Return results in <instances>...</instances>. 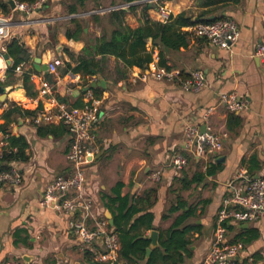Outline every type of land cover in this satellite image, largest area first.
I'll use <instances>...</instances> for the list:
<instances>
[{"label":"crops","instance_id":"crops-1","mask_svg":"<svg viewBox=\"0 0 264 264\" xmlns=\"http://www.w3.org/2000/svg\"><path fill=\"white\" fill-rule=\"evenodd\" d=\"M70 4L69 0H45L29 14L10 9L13 38L24 44L30 61L21 63L12 75L6 76L7 64L2 54L10 40L0 42V80L6 82V96L0 101V123L12 104L30 111L77 106L82 102L86 90L82 85L88 77L65 71V66L73 68L79 61L94 57L100 62V73L88 81L96 83L90 88L96 89L94 95L100 99L102 118L93 131L95 152L86 165L83 190L92 201L94 217L106 220L111 226L107 225L109 232L119 220L124 231L130 229L129 236L141 235L149 244L150 231L155 230L159 247L169 236L167 230L190 210L180 224V228H192L185 236L186 250L176 254L181 258L177 264H201L213 239L217 211L226 197L240 192L237 177L244 174L264 179V55H255L257 45H264V0H87L77 13L69 12ZM146 4L147 14L154 21L163 22V9L169 16L186 12L196 20L228 18L237 24L239 38L227 48L197 37L191 39L185 50L165 52L166 64L171 69L185 73L201 70L205 87L184 90L173 82L151 77L148 70L160 65L158 48L152 47L150 41L147 48L153 51V61L146 69L125 68L114 55H92L91 45L113 28L106 19L108 12L123 10L122 23L135 28L143 25L142 8ZM96 14L99 22L91 18ZM78 23L83 29L80 32L76 31ZM67 32L76 37H68ZM87 44L90 54L85 51ZM36 58L41 64L56 60L59 65L55 73L47 72L54 79V88L46 96L39 93L46 73L31 72L37 95L29 97L22 87V76L33 69ZM223 94H235L244 102V108L235 112L240 117L238 124H228L230 112L220 102ZM207 110L208 126L223 135L222 149L214 156L198 157L185 150L186 126L200 124ZM53 125L57 128L54 135L46 136L37 134L29 116H15L9 125L11 135L26 140L28 159L10 163L18 168L22 182L19 186L6 185L0 193V264L11 260L23 264H89L80 249L82 245L69 228L70 214L39 204L51 178L72 171L66 158L71 135L64 125ZM175 152L194 158L180 172L169 166ZM154 172H160L158 181L150 178ZM197 172L203 175L201 181L195 180ZM150 188L156 191L154 202L146 209L152 214L153 227L130 228L145 207L138 205L139 211L123 219L127 210L121 213L122 202L113 199H128L130 205ZM174 208L178 209L164 218ZM76 217L82 218V214L79 212ZM86 222L92 225V220ZM230 224L237 229L257 231L258 237L243 249L239 259L257 253L260 259L255 264H264V218ZM235 233L238 232L226 230L227 240ZM83 247L97 252V261L126 264L118 257V249L107 259H100L106 252L104 245L93 242Z\"/></svg>","mask_w":264,"mask_h":264},{"label":"built area","instance_id":"built-area-1","mask_svg":"<svg viewBox=\"0 0 264 264\" xmlns=\"http://www.w3.org/2000/svg\"><path fill=\"white\" fill-rule=\"evenodd\" d=\"M45 0H37L35 3H17L13 10L26 14L40 8ZM13 11L4 13L0 10V42H8L13 38L10 29ZM161 19L166 22L169 15L163 9L160 10ZM192 35L207 39L211 44L219 48H227L239 38V27L228 18H219L211 23H199L187 27ZM4 51V48H2ZM255 55H264V45L259 44L255 49ZM58 61L48 64V71L56 72ZM151 77L157 80L173 82L184 90H200L205 87L206 80L201 70L190 73V77L181 76V71L157 66L148 70ZM54 84L47 80L40 83V95L52 93ZM71 93V90H69ZM220 102L229 112L241 111L245 104L238 100L235 94H223ZM102 118L101 102L94 93L86 89L83 93L82 103L79 106H59L56 111L51 109H39L33 118L35 125L62 124L71 135V143L66 158L71 165V174L55 175L47 183L43 195L39 201L42 208H49L70 214L69 228L82 246L99 242L105 246L106 252L100 255V259H107L118 249V241L115 234L107 229V221L97 220L93 215L91 199L84 195L85 170L89 159L95 152L93 131ZM209 111L202 115L201 123L187 124L185 150L198 157L214 156L222 149V136L213 132L208 126ZM204 126V130L201 126ZM8 135L0 131V158L4 151L15 150L9 146ZM188 164V158L184 152H175L170 156L169 166L177 172L182 171ZM151 180L158 181L160 172L150 175ZM237 179L240 182V192L231 197H226L215 216V229L212 242L201 264H255L253 256L243 260L239 259L244 246L241 242L230 243L226 236L225 223H249L264 218V179L249 177L240 174ZM22 182L21 174L15 166L0 169V193L6 185L19 186ZM79 210L82 218L75 215ZM92 220V225L86 220ZM4 264H23L18 260H11Z\"/></svg>","mask_w":264,"mask_h":264},{"label":"trees","instance_id":"trees-1","mask_svg":"<svg viewBox=\"0 0 264 264\" xmlns=\"http://www.w3.org/2000/svg\"><path fill=\"white\" fill-rule=\"evenodd\" d=\"M9 0H0V10L4 13L10 11L11 6L8 3ZM17 3H26L32 4L37 0H13ZM70 4V13H77L78 7H83L84 3L87 0H69ZM132 0H129V2ZM132 8V7H131ZM149 5L146 4L142 8V15L144 17L143 25L135 28L122 23V17L125 12L123 10H116L107 13V21L113 27L109 33H103L101 38L97 39L92 47V55L99 54L102 57L106 55H114L116 58L120 59L124 64L125 68L138 67L140 69L148 68L149 64L153 61V51L147 48V44L150 41L152 47L158 48V65L164 66L167 69H171L166 64L165 52L166 51H182L188 48L191 39L197 38L192 35L191 32L184 30V28L192 27L199 23H211L214 19H209L205 17L203 19H197L193 21L191 15H188L186 12L179 13L175 16H170L166 22L154 21L151 20L147 14V9ZM211 13L206 12V14ZM92 20L94 22H99V15H93ZM82 26L80 23L77 24V32L82 31ZM68 37L72 36L67 32ZM90 45L87 44L85 51L90 54L88 49ZM5 52L11 59V63L7 66L6 76L12 75L16 68L25 62L30 61V56L27 53L26 48L23 43H20L19 38H12L6 45ZM71 70L73 73H78L83 75L85 83L82 85L83 88H89L93 93L95 90L90 88L91 82L88 79H91L92 76L98 75L100 73V62L96 61L94 57L90 59H84L79 61L76 66L73 68L70 65L65 66V71ZM31 72L38 74L37 71L31 69L30 72H25L22 76V87L26 92V95L29 97H35L37 91L34 90V84L31 81ZM181 76L184 78L190 77V73H185L181 71ZM45 79L54 83V79L51 74L46 73L44 75ZM0 85H6V82L0 81ZM3 102H0V105ZM82 102L77 103L81 105ZM37 111H30L22 108L16 104L10 105V107L4 111L2 118L3 123H0V131L7 134V141L11 148L10 152L4 151L3 156L0 158V169H7L10 166L11 162L21 161L25 162L28 159V156L25 153L27 148V142L23 137H16L10 134L9 125L14 121L15 116H29L34 118ZM228 124L231 122L239 123L240 117L235 114V112H230L227 119ZM57 130L56 126L53 124L50 125H36V131L39 136H46L47 134L54 135ZM188 161H192L194 158L188 153L186 154ZM209 167V166H207ZM196 181H201L203 175L200 172H197ZM187 187V186H185ZM155 190L150 188L147 189L141 196L137 197L135 200H132V203L128 205V199L116 198L114 200L120 199L122 202L121 213L123 209L127 210L126 215L123 219H128L131 214L139 211L137 208L138 205H143L145 207L143 214L139 215L130 226V228H136L138 226H143L147 230L152 229V214L146 209L152 205L155 200ZM178 208L168 210V215L164 218H167L171 213L176 211ZM190 214V210L185 213V215L179 217L170 229L169 236L160 243L159 247L153 248L150 254H147V247L150 245L149 240L145 239L141 235L134 234L128 235L130 229L125 231L120 227V221L116 220L114 225L113 234L116 235L118 244L120 247L117 250L118 257L125 260L126 264H177L181 258H177L180 250H186L188 240L186 239V234L191 230L192 227L184 226L180 228V224L183 223L186 216ZM76 216V215H75ZM110 228L111 226L108 225ZM225 228L227 231L238 232L229 239L230 243L241 242L244 248L249 245L253 240L258 236L257 231L254 229H237L233 227L230 223H225ZM105 252V251H103ZM97 252H94L92 249H85L83 252L84 259L89 264H110L105 261L95 260ZM254 261H258L260 256L255 253L253 254ZM114 264V263H112Z\"/></svg>","mask_w":264,"mask_h":264},{"label":"water","instance_id":"water-1","mask_svg":"<svg viewBox=\"0 0 264 264\" xmlns=\"http://www.w3.org/2000/svg\"><path fill=\"white\" fill-rule=\"evenodd\" d=\"M8 3L10 4L11 8H14L15 3L13 0H9ZM195 20H196V18L193 19V21H195ZM2 58H3V60H5L7 66L11 63V60H10L9 56L7 55V53L2 54ZM32 67L35 71H37L39 73H47L48 72V65L41 64L39 58H36L33 60ZM94 85H96V83H92L91 87ZM5 91H6L5 87L3 85H0V101H3L5 99V96H6ZM77 93H78V91L75 92V94H77ZM201 129L203 130V127ZM79 212H80L79 210L76 211V213H79ZM244 227H247V224H244ZM149 239H150V245H149V248L147 249L148 255L150 254L151 250L157 246L158 232L155 230H151L150 234H149ZM25 259H26V257L23 258L24 262H26Z\"/></svg>","mask_w":264,"mask_h":264},{"label":"bare ground","instance_id":"bare-ground-1","mask_svg":"<svg viewBox=\"0 0 264 264\" xmlns=\"http://www.w3.org/2000/svg\"><path fill=\"white\" fill-rule=\"evenodd\" d=\"M2 67V68H1ZM3 69V62L0 60V71Z\"/></svg>","mask_w":264,"mask_h":264},{"label":"rangeland","instance_id":"rangeland-1","mask_svg":"<svg viewBox=\"0 0 264 264\" xmlns=\"http://www.w3.org/2000/svg\"><path fill=\"white\" fill-rule=\"evenodd\" d=\"M0 81H2V80H0ZM80 249H82L81 251H82V253L84 252V250H85V248L82 246H80Z\"/></svg>","mask_w":264,"mask_h":264}]
</instances>
